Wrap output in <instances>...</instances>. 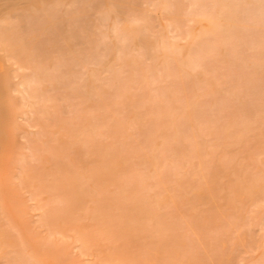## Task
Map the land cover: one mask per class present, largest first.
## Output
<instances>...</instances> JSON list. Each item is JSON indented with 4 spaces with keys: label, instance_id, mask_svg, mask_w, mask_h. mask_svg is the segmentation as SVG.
Listing matches in <instances>:
<instances>
[{
    "label": "rangeland",
    "instance_id": "1",
    "mask_svg": "<svg viewBox=\"0 0 264 264\" xmlns=\"http://www.w3.org/2000/svg\"><path fill=\"white\" fill-rule=\"evenodd\" d=\"M0 264H264V0H0Z\"/></svg>",
    "mask_w": 264,
    "mask_h": 264
}]
</instances>
